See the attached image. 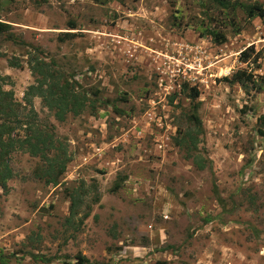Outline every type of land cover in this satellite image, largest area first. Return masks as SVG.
Here are the masks:
<instances>
[{"label":"rangeland","instance_id":"obj_1","mask_svg":"<svg viewBox=\"0 0 264 264\" xmlns=\"http://www.w3.org/2000/svg\"><path fill=\"white\" fill-rule=\"evenodd\" d=\"M209 2L0 0V21L11 25L0 34V83L25 121L13 136L44 131L49 156L70 160L52 185L37 175L45 160L12 152L0 264H264V14L247 22L239 9L242 30L226 26L216 44L203 34L234 14ZM251 45L261 55L245 63ZM34 57L88 92L80 115L61 122L28 98ZM238 70L253 75L247 91L225 80ZM189 130L204 169L179 144ZM71 191L85 195L68 223Z\"/></svg>","mask_w":264,"mask_h":264},{"label":"trees","instance_id":"obj_2","mask_svg":"<svg viewBox=\"0 0 264 264\" xmlns=\"http://www.w3.org/2000/svg\"><path fill=\"white\" fill-rule=\"evenodd\" d=\"M214 8L221 10V12H231L234 14L233 19L229 22H225L222 27H209L204 37H210L211 41L216 44H222L226 42L225 27L231 26L235 33H239L242 29L236 23L235 13L239 9L246 15L247 22L254 18L264 14V7L262 4H245L239 0H209ZM73 25V24H72ZM11 25L0 21V34L9 33ZM72 33H64L61 40H67ZM251 52H255L256 58L261 55L260 51H256L255 46L251 45L244 49L240 53V60L247 63L250 62ZM19 66L18 63H12V67ZM30 68L35 78V82L29 86L27 94L34 97L38 96L42 99L45 106L55 112L56 118L64 122L69 114L74 116L80 115L88 106L89 97L88 92L84 91L81 85L77 81H70L65 77L63 73H59L54 70V64L45 61L43 58L34 57L30 60ZM6 77L0 75V82L5 80ZM225 80L230 85L238 84L244 90L247 91L249 84L254 82L253 75L247 73L245 70L236 71L231 78L225 77ZM188 97L195 101L200 97V91L197 87H189L187 84L182 86V92H187ZM28 103L32 104L28 99ZM15 102L12 100V92L2 89L0 83V187L4 190L8 189V181L14 177L13 169L10 166V155L15 150H24L31 153L33 156H39L45 160L48 164L47 168L41 169L37 175L39 178H45L47 184L58 185L60 184V176L66 169V164L70 161L64 157L60 159L58 155L52 157L49 153L54 148V142L48 134L44 131L34 130L31 126L28 127L26 134L23 137L13 136V132L16 128L14 123L19 127L24 124L25 121H21L17 117V108ZM197 109V108H196ZM19 116V115H18ZM192 123L197 128L198 132H201L202 123L198 117L192 116ZM183 148L187 149V157H191L194 163L199 169H204L206 163L201 161L198 157H195L192 151L198 148L197 134L192 131H187L184 137L179 143ZM191 153V154H190ZM211 168V163L209 164ZM85 192L71 191L70 198V216L67 218V222L73 221V218L80 213L82 205V198ZM100 198L96 197L95 203H99ZM92 208L89 206L83 217L79 219V223L83 224L91 214ZM37 258L36 255H33ZM80 264H88L90 261L86 257H78Z\"/></svg>","mask_w":264,"mask_h":264}]
</instances>
